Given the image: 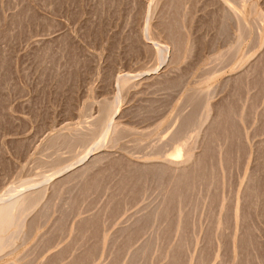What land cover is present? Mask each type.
<instances>
[{"label":"rangeland","instance_id":"374dc122","mask_svg":"<svg viewBox=\"0 0 264 264\" xmlns=\"http://www.w3.org/2000/svg\"><path fill=\"white\" fill-rule=\"evenodd\" d=\"M151 1L0 0V196L11 187L29 190L32 186L28 189V182L44 187L41 200L26 218V223L32 219L29 225L18 234L13 246L0 251V264H73L74 260L78 264L81 254L83 259L86 257L85 253H91V258L87 256L89 262L80 259L79 264L111 261L139 264L145 260L144 264H165L167 260L176 264H264V0H229V5L243 17L245 28L250 29L239 51L234 48L241 23L232 13L224 14L220 1L180 0L182 5H179L177 0H154L147 23L154 37L168 46L165 60L160 64L154 48L144 49L142 42L149 41L142 36V26ZM172 19L180 20V27L177 25L173 32L181 36L178 38L183 51L179 45L177 48L168 43L169 34L164 27ZM221 56L220 61L217 57ZM248 67L250 72L246 71ZM123 75L130 80L121 90L122 98L113 118L124 126L125 133L115 145L105 137L94 150L91 140L83 138L82 133L100 117L103 112L100 106L113 100L117 93L116 77ZM239 76L244 77L239 79ZM205 91L210 94L212 117L219 111L217 108L227 109L223 113L228 117L224 114L217 131L214 127L213 137L205 135L211 117L200 127L196 126V119L203 111ZM177 128L184 130V135L180 133L182 139L176 136L173 141L171 132ZM59 134L66 136L65 139ZM205 137H212V142ZM68 140L77 144L69 146ZM190 140L191 144L194 142V155L207 153V158L204 153L202 159L204 167L201 165L203 169H199L204 176L200 180L202 172L195 169L188 186L191 191L179 180L177 187L182 192L177 197L166 198L163 193L167 188L165 183L168 184L167 173H161L162 176L155 171L145 173L143 180L133 169L129 168L132 175L126 170V160L156 163L164 161L163 154L181 160ZM206 140L210 152L208 145V151L204 149ZM90 148L93 150H89L85 160L77 161L70 171L67 169L62 176L42 182L45 176L56 173L57 163L65 166L75 163ZM212 150L214 158L210 154ZM101 153L107 158L96 169L98 172L101 166L105 169L99 174L92 173V178L96 175L94 179L87 177L94 181L91 184L97 185L95 182L99 180L100 184L86 187L75 178L58 189L54 187V180ZM118 158L122 165L118 164ZM206 167L210 169L209 176H205ZM213 175L218 178L212 179ZM205 177L209 184L205 183ZM133 178L139 184L137 188ZM84 182L88 184L86 180L81 183ZM83 218L87 220L85 224L81 223ZM81 226L87 231L80 233ZM152 239L153 248L139 254L141 246ZM168 253L169 258H174L169 259ZM130 256L135 257L132 260L137 257L138 262L131 261Z\"/></svg>","mask_w":264,"mask_h":264},{"label":"bare ground","instance_id":"6f19581e","mask_svg":"<svg viewBox=\"0 0 264 264\" xmlns=\"http://www.w3.org/2000/svg\"><path fill=\"white\" fill-rule=\"evenodd\" d=\"M154 1V0H153ZM153 1H151L150 2V4H148V8H147V12H146V23L144 24V26H142L143 28H142V36H144V37H146L149 41L147 42V41H145L144 42V40L142 41L143 42V48L144 49H150V47L152 48H154V52H155V56H156V58H157V62L160 64V63H162L164 60H165V56H166V52L168 51V46L166 45V44H164V43H162V42H160L158 39H156L155 37H154V35H153V32H152V29H151V27H150V24L149 23H147V19L149 20V17H150V14H151V9H150V7H151V5H152V2ZM178 1V4H179V1L180 0H177ZM210 1V0H209ZM218 1H220L222 4V11L224 12V14H227L228 16H229V14H231V15H234V17L236 18V20L239 22V23H241V25L239 26V32H237V33H239L238 34V37H237V40H236V42H235V50L236 51H239V49H240V46H241V44H242V41H243V39H244V37H245V35H247V34H249L250 33V29H247V28H245V26H244V20H243V17L240 15V13H239V11L237 10V9H234L233 7H231L230 5H229V0H218ZM166 2H167V0H166ZM165 2V3H166ZM173 3L175 2V1H172ZM181 2V1H180ZM213 2L215 3V0H213ZM212 2V3H213ZM216 2H217V0H216ZM232 2V1H231ZM176 3H174L173 5H175ZM181 5H182V3H180ZM179 4V5H180ZM167 5H168V3H167ZM177 5V4H176ZM219 5V4H218ZM165 6V5H164ZM177 7H179L180 8V6H178L177 5ZM177 7H175L174 6V8H177ZM165 8V7H164ZM181 9V8H180ZM74 10V9H73ZM168 10V9H167ZM94 11V10H93ZM175 11V10H174ZM216 11V10H215ZM165 12V11H164ZM177 12V15H178V12L179 11H176ZM217 12V11H216ZM222 12V13H223ZM174 12H172L171 14H173ZM76 14V13H75ZM175 14V13H174ZM181 14V13H180ZM179 14V15H180ZM213 14V13H212ZM163 15V14H162ZM173 16H175V15H173ZM224 16H226V15H224ZM222 17V16H221ZM227 17V16H226ZM231 17V16H230ZM230 17H228V19L230 20ZM76 18V17H75ZM176 19L178 18L179 19V17H175ZM180 21V20H179ZM179 21H177V20H173L172 19V23L171 24H168V25H164L165 27H164V30H165V32L167 31L168 32V34H169V36H168V40H169V42L168 43H170L172 46H174V47H177V48H179V46H180V40L181 39H179V38H181V36L179 37L178 36V34H177V36L174 34V32L173 31H175V30H177L178 29V26L180 27V23H179ZM221 22V21H220ZM237 22V23H238ZM170 23V22H169ZM179 23V24H178ZM158 25V24H157ZM178 25V26H177ZM177 27V28H176ZM238 27V26H237ZM176 28V29H175ZM161 29V28H160ZM80 30V29H79ZM224 30V29H223ZM180 31V30H179ZM177 32V31H176ZM175 32V33H176ZM179 34H181V33H179ZM183 34V33H182ZM165 35H167L166 33H165ZM64 36H66V35H64ZM179 37V38H178ZM257 37V36H256ZM56 38V37H55ZM59 38H61V37H59ZM164 38H165V36H164ZM167 38V37H166ZM60 40V39H59ZM71 44V43H70ZM182 44V43H181ZM179 45V46H178ZM76 46V45H75ZM66 47V46H65ZM191 47V46H190ZM190 47H189V51H190ZM46 48V47H45ZM180 48H181V46H180ZM63 49V48H62ZM179 50V49H178ZM181 51H183L182 50V48H181ZM231 51H232V49H231ZM234 51V50H233ZM51 52V51H50ZM149 52V51H148ZM174 52V51H173ZM178 52V57H179V52H180V50L179 51H177ZM229 52V51H228ZM176 53V52H175ZM226 53L227 52H225L224 54L226 55ZM232 53H234V52H232ZM230 54H231V52H230ZM177 55V54H176ZM174 57V56H173ZM177 57V56H176ZM215 57V56H214ZM228 57V56H227ZM230 57V56H229ZM218 59H220V61L222 60V56L221 57H217ZM225 59V58H224ZM173 61V60H172ZM175 61V60H174ZM177 61V60H176ZM224 61V60H223ZM255 61H257V60H255ZM254 62V61H253ZM239 65H241V62H239ZM251 66H252V64H251ZM253 66H255L254 65V63H253ZM258 66V65H257ZM250 67V66H249ZM249 67L247 68L248 70H246V71H249ZM256 68V67H255ZM251 71V70H250ZM249 71V72H250ZM51 73V72H50ZM244 73V72H243ZM247 73V72H246ZM245 73V74H246ZM242 74V73H241ZM244 74V75H245ZM55 75V74H54ZM157 75V74H156ZM202 75V74H201ZM152 76V75H151ZM162 77V76H161ZM235 77V76H234ZM242 77V79H243V77L244 76H241ZM240 76L238 77L239 79L241 78ZM246 77V76H245ZM65 78V77H64ZM117 78V93H116V95L114 96V98H113V100L111 101V102H105V103H108V104H102L100 107H102V110L101 111H103L102 112V114L100 115V117H98V118H96L94 121H92V123H91V126H89V127H86V130L82 133L83 135H84V137L83 138H88V139H90L91 140V142L93 143V145L95 146V148H94V146H93V148H94V150L96 149V147H98V146H101L102 145V143H103V140H104V138L105 137H107V138H109L110 139V143L112 144V145H115V144H117V143H119L118 141L120 140V138H121V136H123V134L125 133V128H124V126H122L119 122H116L115 121V119L113 118L114 116L113 115H115L114 113L116 112V110H118V106L120 105L118 102H120V100H121V98H122V94H121V90L129 83V78L130 77H128V76H126V75H123V76H117L116 77ZM163 78V77H162ZM236 78V77H235ZM228 79V78H227ZM229 79H231V78H229ZM234 79V78H233ZM168 80H169V78H168ZM207 80L208 79H206L205 80V82H207ZM62 81V80H61ZM165 81V80H164ZM225 81H227V80H225ZM234 81V80H233ZM232 81V82H233ZM235 81H236V79H235ZM243 81V80H242ZM241 81V82H242ZM163 82V81H162ZM167 83V82H166ZM179 83V82H178ZM226 82H224V84H225ZM236 83V82H235ZM238 83H239V85H240V80L238 81ZM223 84V85H224ZM262 85V84H261ZM259 87V86H258ZM234 88V87H233ZM167 89V88H166ZM192 90V89H191ZM190 91V90H189ZM198 93H199V90L197 91ZM200 92H202V91H200ZM207 91H205V93H206ZM195 92H193V94H194ZM263 93V92H262ZM191 94L192 93H190V95L189 96H191ZM197 94V93H196ZM203 94V93H202ZM201 94V95H202ZM201 95H197V96H201ZM205 95V94H204ZM209 93H206V96H204L205 97V101L203 100V103H202V107H203V111H202V113H201V115H200V117L198 118V120L196 119V126L197 127H200L207 119H209L210 117H211V124L208 126V128L209 129H211V131H210V134H208L207 133V131L209 130L208 128L206 129V132H205V135H209V136H211L213 133V131H214V127H215V129L217 128L218 129V127L220 128V126H221V124H222V121H223V116H224V114L225 113H227V112H225V111H227V109L224 111V110H222L221 111V106H218V107H221V108H217V109H219V111L216 113V115H215V117L213 116H211L212 114H211V112H212V109H213V107H212V104L210 103V101H209ZM188 96V97H189ZM194 95H192L191 97H193ZM190 97V98H191ZM227 97V96H226ZM187 98V97H186ZM189 98V99H190ZM194 98H195V96H194ZM197 98V97H196ZM203 98V97H202ZM188 99V100H189ZM192 100H193V98H191ZM201 100V99H200ZM110 101V100H109ZM189 101H191V100H189ZM194 101V100H193ZM198 101V100H197ZM192 102V101H191ZM195 102V101H194ZM198 102H200V101H198ZM226 102V101H225ZM190 103V102H189ZM197 103V102H196ZM227 103V102H226ZM198 104V103H197ZM196 104V105H197ZM225 104V103H224ZM104 105V106H103ZM194 105V104H193ZM196 105H195V107H196ZM228 105V104H227ZM251 105V104H250ZM216 106V105H215ZM191 108H194V106L193 107H191ZM223 108H226V107H223ZM101 109V108H100ZM215 109V108H214ZM233 109V108H232ZM193 110V109H192ZM234 111V110H233ZM232 111V112H233ZM223 112H225V113H223ZM235 112H236V110H235ZM229 113H230V111H229ZM233 114H234V112H233ZM194 115H195V112H194ZM226 115V114H225ZM184 116V115H183ZM186 116V115H185ZM230 116H231V113H230ZM235 116H236V114H235ZM226 117H228L227 115H226ZM183 118V117H182ZM186 118H187V116H186ZM188 118H190V117H188ZM187 118V119H188ZM182 120V119H181ZM184 120H185V118H184ZM193 120H194V118H193ZM232 120H233V118H232ZM190 120H186V122H189ZM184 122V121H183ZM252 122V121H251ZM193 123V122H192ZM194 123H195V121H194ZM183 125H184V123H182ZM181 124V125H182ZM186 124V123H185ZM191 123H189V125H190ZM228 124V126H229V124H231V123H227ZM180 125V126H181ZM194 125V124H193ZM233 125H234V123H233ZM191 126V125H190ZM195 126V125H194ZM222 127H223V125H222ZM227 127V126H226ZM225 127V128H226ZM182 128V127H181ZM186 128V127H185ZM183 129H184V127H183ZM217 129H216V131H217ZM185 130V129H184ZM183 130V131H184ZM189 130V129H188ZM81 131V130H80ZM182 131V132H183ZM196 131V130H195ZM199 131V130H198ZM220 131H222V129L220 130ZM127 132V131H126ZM182 132L177 128L175 131L173 130V132H171L172 134H171V139L173 140V138L175 137L176 138V136H178V137H180V133H181V135H184V134H182ZM229 132V131H228ZM236 132V131H235ZM123 133V134H122ZM66 134V133H65ZM82 134H77L78 136H82ZM199 134V133H198ZM203 134H204V132H203ZM216 134V133H215ZM214 134V135H215ZM57 135V134H56ZM62 135V134H61ZM67 135V134H66ZM148 135V134H147ZM218 134H216V136H217ZM224 135V134H223ZM234 135V134H233ZM60 138L62 137V136H60V134L58 135ZM93 136V137H92ZM170 136V135H169ZM57 137V136H56ZM56 137H54L55 138V140H56ZM65 137L66 136H64V137H62V138H64L65 139ZM89 137H91V138H89ZM207 137V136H206ZM205 137V139H207ZM212 137H213V135H212ZM212 137L211 138H209V139H207V140H209L210 141V139L211 140H213L212 139ZM221 137H222V135H221ZM220 137V138H221ZM51 138H53V136L51 137ZM51 138H50V140H51ZM67 138H68V136H67ZM70 138V137H69ZM169 138V139H170ZM181 138V137H180ZM193 138V137H192ZM192 138H191V140H192ZM217 138H218V136H217ZM233 138V137H232ZM78 139V138H77ZM76 139V140H77ZM81 139V138H80ZM80 139H79V142H80ZM182 139V138H181ZM49 140V143L51 142ZM67 140V139H66ZM65 140V142L67 143V141ZM84 140V139H83ZM175 140V139H174ZM173 140V141H174ZM191 140H190V145L188 144V146H186L184 149L186 150V153H185V156H184V158L183 159H181V160H174V159H172V158H169V157H165L164 156V154L162 155V157H164V161H162V162H156V163H146V162H133V161H131V160H126L124 163H125V165L127 166L126 167V170L128 171V173H130V170H129V168L130 169H133V171H135L136 173H138L139 174V176H141L140 178H142L144 175H145V173L146 174H148V173H150L151 172V174H152V171L154 172L155 171V173L156 172H159L160 174L161 173H167L168 174V176H165V177H168V184H166L165 182H166V179L167 178H165V185H167V188H166V190H165V192L163 193L165 196H166V198L169 196V197H175L176 195H178V193L180 194L181 192H182V190H181V192H180V190H179V188L177 187L178 186V183H180L179 182V180L180 181H182L183 183H185V187H187L186 189H189L190 190V188H188V186H189V183H190V181H191V179H192V175H193V173L195 172V169L196 168H198V170L197 171H201V170H199L200 168L201 169H203L202 167H200L201 165L203 166V164H202V159H204L203 158V155H204V153H205V155L204 156H206V158H207V153L206 152H202L201 154H197V155H194L193 153H192V146L194 145L193 143L191 144ZM202 140V139H201ZM206 140V143H205V150L206 151H208L207 150V147L209 148V152H210V147H209V142ZM218 140V139H217ZM220 140V139H219ZM230 140V139H229ZM60 141H63V140H61L60 139ZM60 141H58V142H60ZM223 141V140H222ZM53 142V141H52ZM51 142V144H53ZM55 142V141H54ZM57 142V143H58ZM73 142H75L74 140L71 142V140H68V144H69V146H70V144L71 145H73V146H75V144H77V143H73ZM78 142V143H79ZM85 142V141H84ZM88 142V141H87ZM170 142V141H169ZM204 142H205V140H204ZM208 142V143H207ZM210 142H212V141H210ZM216 142V141H215ZM81 143V142H80ZM86 143V142H85ZM162 143V142H161ZM164 143H165V141L163 142V145H164ZM166 143H168V141H166ZM171 143V142H170ZM176 142H174V144H175ZM217 143V142H216ZM215 143V144H216ZM221 143V142H220ZM48 144V143H47ZM49 145V146H52V145ZM61 144V143H60ZM63 144V143H62ZM61 144V145H62ZM187 144V143H186ZM213 144V143H212ZM214 144V145H215ZM222 144V143H221ZM54 145V144H53ZM64 145V144H63ZM204 145V144H203ZM208 145V146H207ZM227 145V144H226ZM229 145V144H228ZM55 146V145H54ZM57 146H58V144H57ZM66 146H67V144H66ZM157 145H154V147H156ZM207 146V147H206ZM153 147V146H152ZM159 147H161V145L160 146H158V148ZM217 147V146H216ZM68 148V147H67ZM70 148V147H69ZM93 148L91 149H88V151L87 152H85L81 157H78V158H80L79 160H77L76 159V161H75V163L73 164V163H71V164H68V165H62V163L60 162V163H57L56 165H55V167H57V171H55L56 173H54V174H51V175H48V176H45L44 178H43V180H42V182L43 183H46V182H48V181H51L53 178H55L57 175H59V176H62L61 175V173L62 172H64L65 170L67 171V169H69V168H72V166L74 167V165L76 164V162L77 161H80V160H85L84 158H86V156H88V154H90V151L89 150H93ZM157 148V147H156ZM165 148V147H164ZM194 148V147H193ZM212 148H213V145H212ZM229 148H230V146H229ZM73 149V148H72ZM182 149V148H181ZM183 149V150H184ZM202 149V148H201ZM203 149V150H204ZM224 149V148H223ZM159 150H160V148H159ZM159 150L157 149V151L159 152ZM162 150V149H161ZM160 150V151H161ZM202 150V151H203ZM204 150V151H205ZM216 150V149H215ZM224 151V150H223ZM222 151V152H223ZM157 152V153H158ZM212 152H215V151H211V155H212ZM92 153V152H91ZM155 153V152H154ZM157 153H156V155H157ZM160 153V152H159ZM108 154H109V152H108ZM209 154V155H210ZM111 156H112V154H110ZM223 155H225V154H223ZM228 155V154H227ZM106 156H108L107 155V152H106ZM105 156V154H104V156H103V154L101 153V154H96V155H93V156H90V158L87 160L88 162L84 165V166H78L79 168H75L73 171H71V173L69 174H66L64 177H61V178H58L57 180H54V183H53V185H54V187L55 188H59V187H62V186H64L66 183H68L69 181H72L71 179H75V178H78L81 182H82V180H86V182L87 181H89V179L90 178H92L91 176V174L92 173H95V174H99L100 172H102V166H101V171H100V169H99V172H98V168L100 167V163L102 162V160L103 159H105L104 157H106ZM215 156V155H214ZM217 156V155H216ZM119 157V156H118ZM122 157V156H121ZM212 157H213V155H212ZM224 157L225 156H223V161L225 162V160H224ZM107 158V157H106ZM113 158V157H112ZM111 158V159H112ZM124 158V157H123ZM211 158V157H210ZM214 158V157H213ZM212 158V159H213ZM216 158V161L214 162V163H216L217 162V157H215ZM58 160V162L60 161V158L58 157L57 158ZM109 159V158H108ZM117 159V158H116ZM115 159V160H116ZM227 159H228V157H227ZM230 159V158H229ZM75 160V159H74ZM73 160V161H74ZM118 160H119V162H118V164L120 163V160H121V158H118ZM118 160H116V161H118ZM122 160H125V158L124 159H122ZM206 161H207V163H209V161H208V159H206ZM222 161V162H223ZM227 161V160H226ZM229 161V160H228ZM82 162V161H81ZM80 162V163H81ZM111 162H113V159H112V161ZM115 162V161H114ZM204 162V161H203ZM79 163V162H78ZM104 163H105V161H104ZM116 163V162H115ZM123 163V164H124ZM211 163H212V160H211ZM73 164V165H72ZM83 164V163H82ZM82 164H80V165H82ZM108 164H110L109 162H108ZM112 165H110V166H113V163H111ZM121 165H122V163H120ZM206 164V163H205ZM105 165V164H104ZM117 165V163L115 164V166ZM213 165V164H212ZM223 165H225L224 163H223ZM227 165V164H226ZM76 166V165H75ZM99 166V167H98ZM206 166V165H205ZM208 167H209V164L207 165ZM215 166V165H214ZM107 167V166H106ZM117 167H118V165H117ZM204 167V166H203ZM208 167H206V169H207V171H206V175L205 176H207L208 174L210 175V173L208 172L210 169L208 168ZM218 167V166H217ZM97 168V169H96ZM128 168V169H127ZM103 169H105V168H103ZM122 169H124V171L126 172V170H125V168H123V166H122ZM121 169V171H123ZM209 169V170H208ZM214 169H215V167H214ZM218 169V168H217ZM223 169H224V166H223ZM116 170H118V169H115L114 171H116ZM219 170V169H218ZM218 170H216V175H218L219 174V171ZM65 171V172H66ZM69 171H70V169H69ZM215 171V170H214ZM104 172V171H103ZM111 172H113V171H111ZM132 172V171H131ZM202 172V171H201ZM218 172V173H217ZM116 173V172H115ZM127 173V172H126ZM163 173V174H164ZM204 172H202V175L201 176H199V179L201 180V178H202V176H204V174H203ZM215 173V172H214ZM65 174V173H64ZM104 174V173H103ZM124 174V173H123ZM131 174V173H130ZM154 174V173H153ZM198 174V173H197ZM201 174V173H200ZM200 174H198V175H200ZM90 175V176H89ZM94 175V174H93ZM121 175H122V172H121ZM132 175V174H131ZM155 175V174H154ZM166 175V174H165ZM196 175V174H195ZM208 175V176H209ZM214 176L213 175V178L212 179H214L215 177H217L218 178V176ZM90 178H89V177ZM101 177H102V174L100 175ZM123 176V175H122ZM129 176V175H128ZM136 178V181H137V174L136 175H134ZM149 176H150V174H149ZM161 176H162V174H161ZM87 177L89 178L88 180H87ZM94 177H96V175L94 176ZM94 177L92 178V179H94ZM99 177V175H97V178ZM100 177V178H101ZM105 177V176H104ZM103 177V178H104ZM127 177V176H126ZM151 177V176H150ZM156 177V176H155ZM198 177V176H197ZM201 177V178H200ZM129 177H127V179H128ZM130 178H132V176L130 177ZM139 178V177H138ZM140 178H139V180H140ZM144 178L145 177H143V180H144ZM152 178V177H151ZM194 179H195V182L197 181V178H195V176L193 177ZM206 178L207 177H205V179H204V181H206L205 183H208L207 181L208 180H206ZM216 178V179H217ZM104 179H106V178H104ZM135 179L133 178V181H132V183H134V181H135ZM157 179V178H156ZM156 179L154 180V181H156ZM209 179V178H208ZM118 180V179H117ZM120 180V179H119ZM124 180V179H123ZM130 180V179H129ZM128 180V181H129ZM138 180V182L137 183H140V181ZM142 180V181H143ZM149 180V179H148ZM160 180V179H159ZM215 180V179H214ZM93 181V180H92ZM92 181H89V182H87L88 184H86L85 182L84 183H81V182H78V181H76V183L78 182V183H80V185L81 184H85L86 185V187H88L89 186V184H91V182ZM95 181H97V180H95ZM105 181V180H104ZM255 181V180H254ZM41 182V183H42ZM100 182V180L98 181V182H95V183H97V185L98 184H100L99 183ZM115 182V181H114ZM158 182V181H157ZM251 182H253V181H251ZM75 183V184H76ZM93 183H94V181H93ZM93 183L91 184V186L93 185ZM115 183H117V182H115ZM119 183V182H118ZM155 183V182H154ZM159 183V182H158ZM161 183V182H160ZM159 183V184H160ZM201 183V182H200ZM204 182H202V184H203ZM204 183V184H205ZM215 183V182H214ZM220 183V182H219ZM127 184V183H126ZM131 184V183H130ZM198 184H199V182H198ZM201 184V185H202ZM203 184V185H204ZM209 184V183H208ZM249 184H251V183H249ZM248 184V186H250ZM27 188L29 187V186H32V187H30V189L29 190H27V191H25V190H21L20 188H17V187H11V188H9L3 195H1L0 196V251H2V250H4V249H6V248H8V247H11V246H13V244H14V241H15V238L18 236V234H20L21 232H22V230H23V228L26 226V225H29L28 223L32 220H30L28 223H26V218H27V216H29V214H30V212L34 209V207L38 204V202L41 200V198H42V196H43V194H44V187L43 186H38V183H33L32 184V182H28L27 183ZM35 185H37V186H35ZM79 185V184H78ZM94 185H96V184H94ZM94 185H93V187H94ZM96 185V186H97ZM101 185H102V183H101ZM114 185V184H113ZM137 185H139V184H135L134 183V186L136 187ZM141 185V184H140ZM158 185V184H157ZM192 185V184H191ZM206 185V184H205ZM204 185V186H205ZM213 185V184H212ZM216 185V184H215ZM84 186V185H83ZM83 186L81 187V191H82V189L84 190V188H83ZM90 186V187H91ZM119 186H122V185H119ZM162 186H164V185H162ZM180 186V185H179ZM182 187V188H185V187ZM197 186V185H196ZM199 186V185H198ZM34 187V188H33ZM36 187V188H35ZM71 187V186H70ZM85 187V186H84ZM85 187V188H86ZM93 187H91V189H93ZM99 187H101V186H99ZM123 187H124V185H123ZM123 187H122V189H123ZM142 187V186H141ZM181 187V186H180ZM190 187H192V186H190ZM247 187V186H246ZM26 188V189H27ZM97 188V187H96ZM118 188V187H117ZM130 188V187H129ZM137 188V187H136ZM181 188V189H182ZM194 188H197V187H195L194 186ZM199 188V187H198ZM249 188H253V187H249ZM23 189V188H22ZM79 189V188H78ZM121 190V188L119 187L118 188V190ZM163 189H164V187H163ZM186 189H183V190H185L186 191ZM76 190V189H75ZM87 190H89L88 192L89 193H91L90 192V188H88ZM109 190V189H108ZM131 190V189H130ZM138 190H139V188H138ZM188 190V191H189ZM245 190H246V188H245ZM251 190V189H250ZM62 191V190H61ZM72 191V190H71ZM133 191V190H132ZM134 191H136V190H134ZM159 191V190H158ZM164 191V190H163ZM184 191V192H185ZM191 191V190H190ZM202 191V190H201ZM249 191V190H248ZM63 193H64V191H62ZM68 192H70V191H68ZM67 192V193H68ZM83 192V191H82ZM87 192V191H86ZM92 192H94V189L92 190ZM121 192V191H120ZM120 192H118V194L120 193ZM128 192V191H127ZM140 192H141V189H140ZM183 192V193H184ZM198 192V191H197ZM249 192H251V191H249ZM248 192V193H249ZM253 192V191H252ZM81 193V192H80ZM79 193V194H80ZM117 193V192H116ZM124 193V192H123ZM122 193V194H123ZM126 193V192H125ZM202 193V192H201ZM204 193V192H203ZM244 193H246V192H244ZM83 194H84V192H83ZM86 194H88V193H86ZM113 194H115V193H113ZM161 194V193H160ZM249 194H252V193H249ZM57 195V194H56ZM133 195H135V194H133ZM162 195V194H161ZM164 195H163V197H164ZM184 195H186V193L184 194ZM80 196V195H79ZM73 197V196H72ZM119 197V196H118ZM162 197V196H161ZM160 197V198H161ZM177 197V196H176ZM180 197V196H179ZM63 198V197H62ZM67 198H68V196H67ZM67 198H65V201H66V199ZM70 198H71V196H70ZM115 198H116V196H115ZM122 198V197H121ZM159 198V199H160ZM77 199V198H76ZM84 199V198H83ZM113 199V198H112ZM118 199H120V198H118ZM165 199V198H164ZM171 199V198H170ZM169 199V200H170ZM174 199V198H173ZM182 199H183V196H182ZM68 200V199H67ZM72 200V199H71ZM71 200H69V201H71ZM74 201H75V199H73ZM72 200V201H73ZM79 200V199H78ZM161 200V199H160ZM175 200H176V198H175ZM82 201V200H81ZM183 201H184V199H183ZM63 202V201H62ZM160 202V201H159ZM159 202H158V204H159ZM165 202H166V200H165ZM176 202V201H175ZM174 202V203H175ZM50 203V202H49ZM72 203V202H71ZM75 203V202H74ZM77 203V202H76ZM173 203V202H172ZM182 204H183V202H181ZM180 203V204H181ZM191 203V202H190ZM198 203V202H197ZM46 205H48V204H46ZM66 205H67V202H66ZM70 205H72V204H69V206ZM78 205H79V203H78ZM170 205V204H169ZM52 205L50 204V207H51ZM156 206H158V205H156ZM48 207V206H47ZM47 207H45L46 209H47ZM64 207V206H63ZM68 207V206H67ZM168 207V206H167ZM173 207V206H172ZM65 208H66V206H65ZM68 209H69V207H68ZM165 209V208H164ZM45 210V209H44ZM48 210H50V208H48ZM66 210V209H65ZM65 210H64V212H65ZM97 210V209H96ZM47 211V210H46ZM160 211H162V210H160ZM171 211V210H170ZM44 213H46V212H44ZM43 213V214H44ZM48 213V212H47ZM176 213V212H175ZM243 213V212H242ZM49 214V213H48ZM154 214V213H153ZM159 214H160V212H159ZM186 214V213H185ZM189 214V213H188ZM47 215V214H46ZM46 215H42V216H46ZM170 215H172V214H170ZM183 215V214H182ZM64 216V215H63ZM94 216H96V215H94ZM174 216V215H173ZM96 217H98V216H96ZM151 217V216H150ZM153 217V216H152ZM62 218V217H61ZM94 218V217H93ZM138 218V217H137ZM161 218V217H160ZM166 218V217H165ZM185 218H187V217H185ZM84 219V218H83ZM83 219H80V220H83ZM85 219H87V217L85 218ZM85 219L83 220V222H81V223H84L85 224V222L87 221H85ZM95 219V218H94ZM97 219V218H96ZM242 219V218H241ZM244 219V218H243ZM243 219L241 220V221H243ZM79 220V221H80ZM164 220V219H163ZM63 222H64V220H62ZM88 221H89V218H88ZM137 222H138V220H136ZM161 221V220H160ZM168 221V220H167ZM156 222H158V221H156ZM33 224V223H32ZM133 224H135L134 222H133ZM241 224V223H240ZM31 225V224H30ZM170 225V224H169ZM137 226V225H136ZM183 226V225H182ZM33 227V226H32ZM60 227H62V226H60ZM158 227V226H157ZM34 228V227H33ZM129 228V227H128ZM164 228V227H163ZM180 228H181V226H180ZM31 229V228H30ZM29 229V230H30ZM81 230H80V233H82L83 231L82 230H85V229H82V226H81V228H80ZM166 229V228H165ZM59 230V229H58ZM162 230V229H161ZM214 230V229H213ZM82 231V232H81ZM85 231H87V230H85ZM123 231V230H122ZM125 231V230H124ZM164 231V230H163ZM180 231H182V230H180ZM27 232H29V231H27ZM214 233V232H213ZM130 234V233H129ZM26 235V234H25ZM154 235V234H153ZM22 238V237H21ZM86 238V237H85ZM101 238V237H100ZM130 238V237H129ZM155 238V237H154ZM153 238V239H154ZM153 239H152V242H146V244L143 246H141V248L139 249V251L138 250H135V252L137 251V252H139V254L141 253V254H145L148 250H150V249H152L153 248V245L155 244V242L153 243ZM182 239V238H181ZM179 240V239H178ZM184 240V239H183ZM238 240H240V238H238ZM85 241V240H84ZM242 241V240H241ZM23 242V241H22ZM123 243V242H122ZM127 244V243H126ZM180 244V243H179ZM182 244V243H181ZM238 244V243H237ZM240 244V243H239ZM97 245V244H96ZM99 245V244H98ZM117 245V243L115 244V246ZM119 245V244H118ZM183 245H184V243H183ZM242 245H243V243H242ZM17 246H19V245H17ZM91 246H92V244H91ZM94 246V245H93ZM174 246V248L177 246V245H173ZM172 246V247H173ZM178 246H181V245H178ZM239 246V245H238ZM244 246V245H243ZM87 247V246H86ZM123 247H124V245H123ZM122 247V248H123ZM242 247V246H241ZM85 248V247H84ZM89 248V247H88ZM91 248V247H90ZM97 248V247H96ZM99 248V247H98ZM120 248V247H119ZM178 248V247H177ZM180 248V247H179ZM16 249V248H15ZM89 250V249H88ZM93 250H94V248H93ZM117 250H118V248H117ZM120 250H121V248H120ZM120 250H118V253H119V251ZM241 250V249H240ZM83 253H84V251L83 250H81ZM87 250H85V252H86ZM89 251H92V250H89ZM170 251H173V248L170 250ZM175 251H177L178 252V249L177 250H175ZM12 252V251H11ZM122 252V251H121ZM134 252V253H135ZM169 252V251H168ZM238 253H240L239 251H237ZM89 253V252H88ZM133 252H131V254H132ZM174 253V252H173ZM86 255V257H84V259H83V256H84V254H81L82 256V258H79V262H80V259H81V261H82V259L83 260H85V261H88L89 260V258L87 259V256L88 257H90L91 258V253L90 254H87V253H85ZM137 254V253H136ZM163 254H164V252H163ZM174 254H176V253H174ZM79 255V254H78ZM115 255H116V253H115ZM132 255H135V254H132ZM178 255V254H177ZM136 256V255H135ZM143 256H145V255H143ZM147 256V255H146ZM169 256H170V253H168V258H169ZM171 256H172V254H171ZM238 256V255H237ZM80 257V256H79ZM117 257V256H116ZM130 257H132L130 260L131 261H135L136 259H137V257H136V259L135 260H132L133 259V257L134 256H130ZM141 257V256H140ZM139 257V258H140ZM135 258V257H134ZM144 257H142V259H143ZM167 258V259H168ZM171 258V257H170ZM169 258V259H170ZM174 258V257H173ZM173 258H171V259H173ZM71 259H75V256H74V258H71ZM76 259H77V257H76ZM115 259V258H114ZM144 259H146V258H144ZM248 259V258H247ZM254 259V258H253ZM19 260V259H18ZM92 260V259H91ZM116 260V259H115ZM140 260V259H139ZM241 260V259H240ZM72 261V260H71ZM78 261V260H77ZM77 261H73L74 263L75 262H77ZM131 261H129V262H131ZM137 261V260H136ZM142 261V260H141ZM140 261V262H141ZM144 261V260H143ZM146 261V260H145ZM145 261H144V263H145ZM248 261V260H247ZM50 262V261H49ZM55 262V261H54ZM79 262H78V264H79ZM89 262V261H88ZM138 262V261H137ZM149 262V261H148ZM169 261L167 260V262L166 263H168ZM170 262H172V261H170ZM170 262L168 263V264H170ZM174 262H175V259H174ZM237 262V261H236ZM27 263V262H26ZM72 263V262H71ZM70 263V264H71ZM73 263V264H74ZM85 263V262H84ZM114 263V262H113ZM128 263V262H127ZM132 263H134V262H132ZM143 263V262H142ZM142 263H139V264H142ZM143 263V264H144ZM165 263V264H166ZM173 263V262H172ZM177 263V262H176ZM176 263H173V264H176ZM238 263V262H237ZM240 263V262H239ZM11 264V263H10ZM28 264V263H27ZM51 264H52V262H51ZM55 264V263H54ZM66 264H67V262H66ZM68 264H69V262H68ZM76 264V263H75ZM81 264H83V263H81ZM109 264H112V261H111V263H109ZM115 264V263H114ZM116 264H119V263H117L116 262ZM125 264V263H124ZM129 264V263H128ZM137 264V263H136ZM244 264V263H243Z\"/></svg>","mask_w":264,"mask_h":264}]
</instances>
